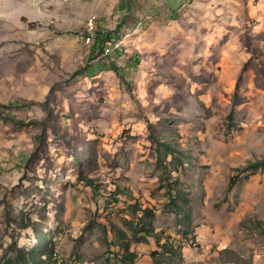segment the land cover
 <instances>
[{"label": "rangeland", "instance_id": "rangeland-1", "mask_svg": "<svg viewBox=\"0 0 264 264\" xmlns=\"http://www.w3.org/2000/svg\"><path fill=\"white\" fill-rule=\"evenodd\" d=\"M263 157L264 0H0V264H264Z\"/></svg>", "mask_w": 264, "mask_h": 264}, {"label": "trees", "instance_id": "trees-1", "mask_svg": "<svg viewBox=\"0 0 264 264\" xmlns=\"http://www.w3.org/2000/svg\"><path fill=\"white\" fill-rule=\"evenodd\" d=\"M159 146L162 147V150L160 148H157L158 151H164V153H170L175 157V150L171 148L170 142H160ZM253 168H259L264 167V157L259 160L258 162H255L251 165ZM129 211L131 214H133V217L137 219L136 223H133V221H127L124 220V225L127 228V230L131 233L133 238L140 239L145 238L151 233L152 230V224L150 221H148V218H151L154 215V211L152 209L142 208L139 204L136 202L128 205ZM139 216H138V215ZM113 229V234L115 237V241L121 237H125V233L119 229L115 224H112L111 230ZM264 234V230H263ZM137 236H141L140 238ZM117 243V244H116ZM115 246L120 249L122 252L120 260L123 259L122 264H134V260L136 258V254L134 252H131L129 250V245L126 243L118 242L116 241ZM35 252V251H34ZM36 255V252L34 253ZM34 259V257H33Z\"/></svg>", "mask_w": 264, "mask_h": 264}, {"label": "built area", "instance_id": "built-area-1", "mask_svg": "<svg viewBox=\"0 0 264 264\" xmlns=\"http://www.w3.org/2000/svg\"><path fill=\"white\" fill-rule=\"evenodd\" d=\"M89 40V39H88Z\"/></svg>", "mask_w": 264, "mask_h": 264}]
</instances>
